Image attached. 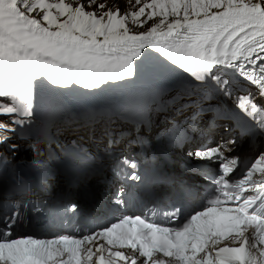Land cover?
<instances>
[{
    "label": "snow or ice",
    "instance_id": "snow-or-ice-1",
    "mask_svg": "<svg viewBox=\"0 0 264 264\" xmlns=\"http://www.w3.org/2000/svg\"><path fill=\"white\" fill-rule=\"evenodd\" d=\"M127 2L129 10L121 13L117 3L97 0H0V116L10 121L0 120V144L31 129L42 88L49 94L76 86L122 88L151 57L193 79L203 94L187 107L213 94L231 97L237 80L254 86L264 101V0ZM156 18L147 30H134ZM235 107L264 136V107L253 94L237 96ZM147 109L138 94L118 104L120 112ZM215 118L230 117L218 112ZM165 134L172 142L183 139L176 125ZM117 142L110 139L109 148ZM236 146L235 138H224L189 153L219 166L204 176L212 187L191 212L183 203L159 213L153 207L92 231L40 236L21 233L30 221L17 201L0 226V264H264V152L238 171L239 157L231 155ZM10 148L15 155L19 145ZM139 167L123 157L113 171L139 182ZM124 196L121 186L114 204L126 208ZM78 211L76 203L65 206L66 215Z\"/></svg>",
    "mask_w": 264,
    "mask_h": 264
},
{
    "label": "bare ground",
    "instance_id": "bare-ground-1",
    "mask_svg": "<svg viewBox=\"0 0 264 264\" xmlns=\"http://www.w3.org/2000/svg\"><path fill=\"white\" fill-rule=\"evenodd\" d=\"M162 67L161 69H157L159 66ZM169 64H165L161 61L157 62H150L147 61L146 65H145V71H143L135 80L133 81H138L137 83L133 84L130 86L131 89H129L131 92H133L134 94H140L142 91L141 89L144 86H141L144 84L145 81L149 80L150 82H162V78L166 75V68ZM132 82V81H131ZM81 90H86L83 89L79 86L73 87L70 90H66L68 91H72L73 93H79ZM89 91V90H88ZM123 91V88H120L119 92ZM125 93V92H124ZM123 93V94H124ZM56 101L58 102V104L56 106L60 107L63 106L66 102H67V98L65 97V95H57L56 96ZM79 102V101H78ZM224 108L227 110L225 111V113L229 116L232 117V119H230V124H232L234 122V119L238 118V120L241 119V113L242 111L238 110L235 107V104L233 103H229L227 105L224 106ZM168 109H170V107H168ZM162 112H164V108H158V112L156 114H154L153 116H151V118L149 119V123L151 125H154L156 123V121L158 120V116L159 114H161ZM83 116H89L86 113H82L79 115H75L73 117H77L76 120L80 119ZM55 117H59L58 115H55ZM117 118V117H115ZM196 118V117H195ZM106 119H104L103 117L96 115L94 117V125L92 127L93 132H98L100 130L101 127H104V135L108 137L106 143L109 146V140L110 137L112 139H116V141H118L117 143L113 144L111 146V148H123L126 149L125 150V154L127 156H130V152L127 151V149H132V151L137 150L135 143H130L129 145H126V147H124L123 145L120 144L121 139L123 137H125L126 134L120 133L117 131V127L119 125H121L122 123H116L113 120L112 121H105ZM213 123V122H211ZM196 122L193 123L192 128L194 132L200 133L203 135L204 139L202 141V143L205 142H209L212 141L216 144H218L222 139L224 138H228V139H232L235 138L237 140V146L236 149L233 153H231V155L233 156H237L239 157V159L243 158L245 155H251L254 154L255 151H257L259 148L257 147V143H254L252 145V148H250V146H246L244 147V143L248 142V138H242L239 136V134L233 130L231 127H226L225 129H223L224 127H221V129L216 128V126L214 125H204L201 127H196ZM59 125L56 123H53L49 126V128H56ZM182 130V128H180ZM227 129V130H226ZM167 131V130H166ZM183 131V130H182ZM87 129H84V132H82L80 134V137L83 139H87L86 137V133H87ZM166 133V132H165ZM163 134L162 140L160 141V143L157 145V147L154 149L155 154L154 155H149L146 154L145 156V160L146 161H153V162H159L160 163V168H161V174L164 175L167 179H169V171L170 169L167 168H163L162 166H164L163 164V156L167 155L169 157H176V154L174 152V149H176L177 154L179 155V157L182 159V161H191L193 160L191 158V156L189 155V151L188 149L183 150L184 146H180V142H172L169 140V138L167 137L166 134ZM54 137L55 139H57V143H55V145L53 147L50 148H41L40 150H36V151H32L31 154L35 157L36 160H41V157H44L46 160L49 161H57V164H62V170L65 169H71L74 173V177H71L69 179H64V178H60V177H54V178H48L45 182H44V186L42 187V193L40 194V196L45 200L51 196H57V198L60 199H64V198H68V197H74V198H79L80 200L89 203V207H93L94 209H96L97 202L95 200L94 197L89 196L87 194L84 193L83 189L81 188L82 184L81 181L87 179V177L89 176H93L94 172L93 169L98 166L97 162L92 161V167L91 168H87L86 172H82L81 164L86 162L88 159H84V157L86 156L87 151L81 153V149L75 148V147H67L64 149H59L58 146L61 145V143H63L67 137V134L61 129H55L54 130ZM191 136L190 134H186L183 135V139L181 141H186V142H190L191 141ZM194 139V138H193ZM199 140L202 139V136L198 138ZM99 143L103 144V138L100 137L97 139ZM210 146H212V144H210ZM90 150V149H89ZM92 151V150H90ZM182 151V152H181ZM264 151V149H263ZM35 152H38L37 154H34ZM18 151L15 153V156L18 155ZM92 153H95L92 151ZM97 153H102L100 155V159L105 161L108 160L110 155L113 158V162H114V166L116 167L119 164V158L115 155H113L112 153H109L107 150L105 149H100L97 151ZM132 153V152H131ZM11 155L13 154L11 148L9 145L5 146V144L0 145V155L1 156H5V155ZM81 154V156H80ZM88 155L90 156V154L88 153ZM91 157V156H90ZM192 170H193V166H192ZM174 172L177 174V176L182 180L184 178H189L193 176V172L192 171H183L181 169L180 166H178L177 168L174 167ZM63 175V174H62ZM79 175L81 176V180L79 182H77V178L79 177ZM158 190L161 192L163 185H157ZM107 198H109V195H106L103 199H102V204L107 200ZM126 199L129 198V196L125 197ZM103 210L101 211V213L99 214H103Z\"/></svg>",
    "mask_w": 264,
    "mask_h": 264
},
{
    "label": "rangeland",
    "instance_id": "rangeland-1",
    "mask_svg": "<svg viewBox=\"0 0 264 264\" xmlns=\"http://www.w3.org/2000/svg\"><path fill=\"white\" fill-rule=\"evenodd\" d=\"M71 2V0H70ZM98 3H107L109 7H111L113 5V3H117V5L119 6L121 13H124L126 11L129 10V5L127 0H97ZM95 8V6H93V8H87L86 10L88 11H92ZM131 10H136L135 8H132ZM157 19L153 20V21H149L148 24L145 26V28H134L135 31H144L147 30V27H150L153 23H156ZM129 24L131 25V21H129ZM158 67L157 69H161L162 67L156 66ZM163 69V68H162ZM242 87H244V89L246 90L245 92L251 91L253 89V87L249 86V85H243ZM242 87H239L242 89ZM174 106L173 108L169 111L170 112V116L168 118L164 117L163 119L167 120L165 126H167L169 123L173 125H176L178 127L180 126H186L187 130H190L192 128V122L196 121V127H201L204 125H215L219 127H231L228 126L230 123H228L226 121V119L223 118H215L216 116L213 112H209L206 114H198L197 109L194 111V107H187V105L190 103L189 101H187L186 99L180 98L178 100H175V102L173 101ZM185 105V107L183 109H181V105ZM223 111V110H221ZM176 114V116H175ZM196 117V118H195ZM195 119V120H194ZM210 121H213V123H211ZM231 125V124H230ZM221 129V128H219ZM222 130V129H221ZM223 131V130H222ZM187 133H189L187 131ZM197 132L193 133V138L197 139ZM196 137V138H195ZM192 138V139H193ZM191 139V140H192ZM248 143V142H247ZM247 143H244V147L247 146ZM195 144V143H193ZM193 144H189V142L186 144V146H190ZM88 146H95L94 144H85L84 146L81 147V149L83 148H87ZM103 147L104 149H106L104 146H100ZM261 148L259 147V149L257 151H255V153H257ZM88 153H91V151H89ZM254 153V154H255ZM178 158L176 157L174 158V165L178 164ZM97 208L100 207V204H97Z\"/></svg>",
    "mask_w": 264,
    "mask_h": 264
},
{
    "label": "water",
    "instance_id": "water-1",
    "mask_svg": "<svg viewBox=\"0 0 264 264\" xmlns=\"http://www.w3.org/2000/svg\"><path fill=\"white\" fill-rule=\"evenodd\" d=\"M192 211V210H191ZM191 211H188V212H191ZM111 220V219H110Z\"/></svg>",
    "mask_w": 264,
    "mask_h": 264
},
{
    "label": "trees",
    "instance_id": "trees-1",
    "mask_svg": "<svg viewBox=\"0 0 264 264\" xmlns=\"http://www.w3.org/2000/svg\"><path fill=\"white\" fill-rule=\"evenodd\" d=\"M259 140V139H258ZM260 141V140H259Z\"/></svg>",
    "mask_w": 264,
    "mask_h": 264
}]
</instances>
